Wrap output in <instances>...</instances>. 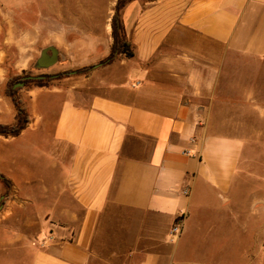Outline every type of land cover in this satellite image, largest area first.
<instances>
[{
  "label": "crops",
  "instance_id": "0c3cea01",
  "mask_svg": "<svg viewBox=\"0 0 264 264\" xmlns=\"http://www.w3.org/2000/svg\"><path fill=\"white\" fill-rule=\"evenodd\" d=\"M123 19L134 57L31 89L28 127L0 136L11 203H28L27 225L42 228L0 230V264H264V205H244L239 178L250 133L264 131V0H131ZM4 32L0 125H12Z\"/></svg>",
  "mask_w": 264,
  "mask_h": 264
},
{
  "label": "rangeland",
  "instance_id": "374dc122",
  "mask_svg": "<svg viewBox=\"0 0 264 264\" xmlns=\"http://www.w3.org/2000/svg\"><path fill=\"white\" fill-rule=\"evenodd\" d=\"M115 6L104 0H64L63 3L49 5L31 3L30 0H0V24H3L6 45V94L9 90L15 92L13 97L30 116L31 97L23 80L45 74L55 78L52 79V87L60 88L76 84L84 76L92 75L96 66L111 53L108 49L113 37L112 32L107 33V27L112 31L109 18L115 13ZM53 9L63 11L64 17L55 18L57 14L54 18L49 17L48 13ZM45 11L47 17L41 20V13L45 15ZM78 12L91 13L94 18L73 19L72 16H78ZM47 27L52 30L47 31ZM65 30L70 32L64 35ZM50 46L60 51L58 63L48 69L36 68L42 50ZM97 46L100 48L95 50ZM67 47L70 49L67 50ZM58 75L59 79L56 78ZM246 120L249 128L252 127V118L247 115ZM259 135L254 138V132L250 133L251 140L247 141L246 160L239 177L247 192V196L243 197L244 205H249L256 197L262 200L259 205H264V131ZM10 184L8 187L0 180V230L5 237L22 234L36 238L42 233V228L27 225L29 219H35V210L28 203L23 206L11 203L16 197L12 181ZM251 193L255 195L249 198ZM17 200H21L20 197ZM253 244L247 246V250L252 252ZM206 247V244H200L197 249L205 252ZM250 263L254 264L251 258L246 261V264Z\"/></svg>",
  "mask_w": 264,
  "mask_h": 264
},
{
  "label": "trees",
  "instance_id": "16d2710c",
  "mask_svg": "<svg viewBox=\"0 0 264 264\" xmlns=\"http://www.w3.org/2000/svg\"><path fill=\"white\" fill-rule=\"evenodd\" d=\"M131 0H118V3L115 7V13L112 17V37L113 43L111 47L110 55L104 59L101 64H105L107 62H112L120 55H126L127 57H134L136 55V47L134 43L128 40L125 32V25L123 19V9L127 6V4ZM59 75L56 78L59 79ZM54 77H47L44 79H40L37 77H28L23 80L24 84H27V89L30 91L36 87H52L51 82ZM11 85V84H10ZM6 86V84H5ZM5 96L10 99L12 102L14 109L16 111V121L12 125H0V136H4L6 138L17 137L19 136L29 125L30 116L25 108L20 106V103L16 101V98L13 97V91L9 90L6 94L3 91ZM0 180H2L8 187L11 185L10 181L6 179L3 175L0 174Z\"/></svg>",
  "mask_w": 264,
  "mask_h": 264
},
{
  "label": "water",
  "instance_id": "95a60500",
  "mask_svg": "<svg viewBox=\"0 0 264 264\" xmlns=\"http://www.w3.org/2000/svg\"><path fill=\"white\" fill-rule=\"evenodd\" d=\"M49 51L52 52L51 55L49 54ZM59 56H60V51L55 46L47 47L42 50L40 57L36 61L35 67L40 69H48L58 63ZM1 210H2V206L0 207V211Z\"/></svg>",
  "mask_w": 264,
  "mask_h": 264
},
{
  "label": "built area",
  "instance_id": "2783aa9c",
  "mask_svg": "<svg viewBox=\"0 0 264 264\" xmlns=\"http://www.w3.org/2000/svg\"><path fill=\"white\" fill-rule=\"evenodd\" d=\"M185 194H189V190H185L184 191ZM183 229H184V220L182 219L180 222H178L172 229L171 231V236H170V241L172 243H175L177 241H179V239L181 238L182 234H183Z\"/></svg>",
  "mask_w": 264,
  "mask_h": 264
},
{
  "label": "flooded vegetation",
  "instance_id": "af4514ba",
  "mask_svg": "<svg viewBox=\"0 0 264 264\" xmlns=\"http://www.w3.org/2000/svg\"><path fill=\"white\" fill-rule=\"evenodd\" d=\"M49 54L51 55L52 54V52L51 51H49ZM48 76L47 75H45V74H41V75H39V78L40 79H44V78H47Z\"/></svg>",
  "mask_w": 264,
  "mask_h": 264
}]
</instances>
